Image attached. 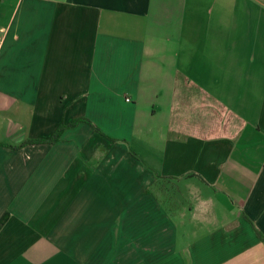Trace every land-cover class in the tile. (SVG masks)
I'll use <instances>...</instances> for the list:
<instances>
[{"label":"crops","instance_id":"obj_1","mask_svg":"<svg viewBox=\"0 0 264 264\" xmlns=\"http://www.w3.org/2000/svg\"><path fill=\"white\" fill-rule=\"evenodd\" d=\"M0 41V264H264V0H0Z\"/></svg>","mask_w":264,"mask_h":264},{"label":"trees","instance_id":"obj_2","mask_svg":"<svg viewBox=\"0 0 264 264\" xmlns=\"http://www.w3.org/2000/svg\"><path fill=\"white\" fill-rule=\"evenodd\" d=\"M83 123H86V124L90 125L92 128H94L96 130V132L103 134L102 131L98 127H96L91 121H89L86 118H79V119L74 120L69 126L60 127L58 129V131L56 132V134L50 140L29 141V142H25L24 144H22L20 146H9V147L12 148V149H15V150H20V149H22L25 146L30 145V144H55L61 138L62 134L68 128H74V127L78 126L79 124H83ZM111 140L114 141V142L117 141L115 139H111ZM171 180H173V179L172 178H166V177L160 178V181L158 182V185L160 186V190L161 191L167 190L169 184H171V182H170ZM7 220H8V215L7 214L4 215L0 219V231L3 228V226L6 224ZM257 235H258V238L261 241L264 242V235L261 232H259V231H257Z\"/></svg>","mask_w":264,"mask_h":264},{"label":"rangeland","instance_id":"obj_3","mask_svg":"<svg viewBox=\"0 0 264 264\" xmlns=\"http://www.w3.org/2000/svg\"><path fill=\"white\" fill-rule=\"evenodd\" d=\"M159 186V185H158ZM157 189H155L156 191ZM159 193L161 194V201L164 205H166V207H168L169 209H172V206H171V200L173 199H176L178 200L179 199V195H180V199H184L183 197V193H180L178 191V188L176 187V184L174 186H168L167 190H163L161 191L160 188H159Z\"/></svg>","mask_w":264,"mask_h":264},{"label":"built area","instance_id":"obj_4","mask_svg":"<svg viewBox=\"0 0 264 264\" xmlns=\"http://www.w3.org/2000/svg\"><path fill=\"white\" fill-rule=\"evenodd\" d=\"M0 45H1V41H0ZM128 101H130V100H128Z\"/></svg>","mask_w":264,"mask_h":264}]
</instances>
